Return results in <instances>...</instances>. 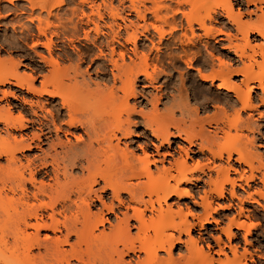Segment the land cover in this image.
Masks as SVG:
<instances>
[{
  "label": "bare ground",
  "instance_id": "bare-ground-1",
  "mask_svg": "<svg viewBox=\"0 0 264 264\" xmlns=\"http://www.w3.org/2000/svg\"><path fill=\"white\" fill-rule=\"evenodd\" d=\"M13 1L0 0V22L12 28L0 39V264H248L246 249L239 253L232 240L241 232L247 242L259 225L254 211L240 207L220 225L228 244L192 232L218 225L212 194L236 198L235 187L242 188L237 181L247 186L258 178L255 137L216 142L232 129L252 130L253 112L264 115V0H116V7L113 0H77L68 17L62 16L65 0ZM194 4L201 15L193 14ZM117 7L142 23H127ZM8 10L11 19L2 13ZM148 14L153 22L146 21ZM60 34L75 61L66 43L54 51ZM140 35L149 46L139 44ZM80 39L89 44L86 51L74 45ZM180 62L196 72L200 91L183 86L186 79L196 81L187 71L167 108L160 111L154 97L149 111L139 109L143 134L149 131L157 144L152 138L154 152L147 142L137 145V153L127 141L138 136L130 100L143 90L136 84L150 86L159 67L174 69ZM210 88L215 91L208 98ZM188 95L201 98L202 109L215 103L206 119L211 133L196 129L198 108H190ZM242 112L249 117L242 119ZM171 138L187 145L174 148ZM194 147L206 161L224 158L225 165L188 163ZM232 159L249 174L231 178ZM204 166L215 177L207 175L209 189L197 201L184 185L201 180ZM260 175L264 187V171ZM173 196L176 203L169 202ZM183 196L201 212L187 204L184 210ZM251 262L264 264V258Z\"/></svg>",
  "mask_w": 264,
  "mask_h": 264
},
{
  "label": "rangeland",
  "instance_id": "rangeland-1",
  "mask_svg": "<svg viewBox=\"0 0 264 264\" xmlns=\"http://www.w3.org/2000/svg\"><path fill=\"white\" fill-rule=\"evenodd\" d=\"M66 3H67V7H66V13H62V16L64 17H68L69 16V9L77 2V0H65ZM92 1H95V3H99L100 0H92ZM24 0H14L13 3L15 5H19L21 3H23ZM73 2V3H72ZM113 4L114 6L116 7L118 4V2L116 0H113ZM128 4V2L126 1V5ZM118 7H121L118 5ZM117 7V8H118ZM121 8H118L119 11H121V14L122 16H126V18L128 19L126 22L128 23V21H132L134 24L136 22H138V25L139 23H142V21L140 20H137V18L134 16V14H129L127 13L128 11H123V10H120ZM185 11L186 12H190L191 11V7L190 6H185L184 7ZM89 9L85 6L84 7V11L85 12H89L88 11ZM193 14L194 15H201L202 14V11L201 9L199 10L197 4H194V7H193ZM126 12V13H125ZM4 13V15H8V19H11L13 18V10H8L7 12H2ZM128 14V15H127ZM106 18V17H105ZM136 18V19H135ZM51 20H54V18H50ZM106 20H108V18H106ZM153 18L152 16H150L149 14L147 15L146 17V21L147 22H153ZM55 21V20H54ZM7 22V23H6ZM4 21V22H0V39H3V37H9L11 36L12 34V28H11V25L10 23L8 24V21ZM118 22L121 24V32L122 34H126L124 32V26L123 24L121 23L120 20H118ZM4 23V24H3ZM16 25V24H15ZM136 25V24H135ZM215 26H217V24H214ZM32 28L35 32V28L33 27L32 25ZM165 28V27H164ZM167 28V29H166ZM165 30H168V27H166ZM130 30V29H129ZM131 31V30H130ZM150 32H152V30H150ZM179 33V32H178ZM123 35V36H124ZM61 36V38H60ZM60 38V39H58ZM55 39H53L54 41V51L57 50V47L59 45H62L63 47H65V50L68 51V52H73L72 50L70 51L71 47L70 45L68 44L67 40L62 37V34L59 35V37ZM66 40L64 42H62L63 40ZM62 40V41H61ZM80 40H83V39H80ZM79 42H75L74 41V45H76L79 49H81L82 51H86L87 50V47H88V43L87 41L83 40V41H80ZM157 41L156 37L154 36V42ZM166 41V40H164ZM163 41V42H164ZM210 42H213L212 40H209ZM31 41L28 40L26 45H30L28 43H30ZM139 44H143L145 46H149L150 43L147 39H145L143 36L140 35L139 37V40H138ZM220 42V41H219ZM64 43L65 46H64ZM221 43V42H220ZM57 44V45H56ZM219 44V43H217ZM26 45H23L25 46L24 48L27 50V46ZM56 45V46H55ZM221 44H219L220 46ZM60 47V46H59ZM162 51L165 50V46H164V43L160 45ZM39 51H43V48H38ZM153 54L155 53V51H152ZM68 53V54H70ZM72 54V53H71ZM71 57L73 58V60L75 61L76 59V56L73 52V55H70ZM36 58V57H35ZM27 61V62H25ZM35 61V60H34ZM25 63L29 64V60H24ZM66 63H68L66 61ZM65 63V64H66ZM85 63H87V61L83 62L80 66V68H82V70L84 71V69H86L85 67H87V65H85ZM88 64V63H87ZM67 65V64H66ZM20 70H25L24 67H20ZM159 70H162V71H159ZM189 72L191 74H193V76L195 77L196 81H187L186 79V83L185 85H183L185 88L187 87H190L192 84V88L189 89V91L191 89H194L196 92H199L200 91V87H198V83H199V80H198V76L196 74L195 71L193 70H188L186 68V66L180 62L176 65V67L174 69L170 68V67H167V64L164 65V67H159L158 69V75L156 76L154 82L152 85H148L146 87H144L142 84V82L138 81L137 84H136V87L138 88L137 90L142 92L143 90V94L141 95L140 93L137 95V97L135 98L136 100H133L131 99L130 100V103H135L134 106L136 108V111L133 115H132V121H136L134 122L136 125L133 126L132 124V129L135 130V133L138 134L137 137H133L131 140H127V141H130L129 142V145L130 147H132V149L136 150L137 153H141L138 148H137V145H140V146H143L144 143H149V145L151 146L149 148V151H153V146L150 144V142L148 140L152 139L153 137L150 135V132L147 131L146 135L143 134V130H144V125L142 122H139L141 121V115L139 114V109L142 110L143 112H147L149 111V109L151 108V101L154 100V97H157L158 98V102H157V108L160 110V111H163L165 108L168 107V105H170V96L171 95H174L176 96L178 93H177V89L181 87V82H180V74H184L186 72ZM93 72L94 71H91L90 69V72L89 74L93 75ZM94 77V75H93ZM186 77H184L185 79ZM142 79V77H140V80ZM197 82V83H195ZM206 86H209L208 83L205 84ZM183 87V88H184ZM142 89V90H141ZM188 91V93L190 94V92ZM207 91V90H206ZM214 91L215 89L214 88H210V90H208L205 94H207V97L210 98V97H213L214 96ZM258 93L260 92L259 90L257 91ZM182 93H183V97H184V90L182 89ZM141 96V97H140ZM153 98V99H151ZM8 100L12 101L13 99L11 97H8ZM187 102L188 104L190 105V108H198L197 109V119L199 122L200 121H203L202 125L198 124L196 125L195 123V127L196 129H198V127L200 126H203V130L206 131V133L210 132V130H212L213 128L211 127V125L207 124L206 123V119L207 117H210L214 110H213V106L215 105V103L213 102H208V103H213L212 105H208L209 107H207V109H202L201 106L199 105L201 101V98L199 97H192V95H188V99H187ZM1 103H4V102H1ZM169 103V104H168ZM167 105V106H166ZM192 106V107H191ZM201 108V109H200ZM263 110V109H262ZM261 110V111H262ZM231 112V111H230ZM264 112V110H263ZM205 116V117H204ZM242 119H247L249 116H248V112H242ZM194 118V116H193ZM195 120V121H196ZM205 120V121H204ZM251 122L254 121L255 123L254 126H253V129L250 131L249 130H242V131H235V130H231L229 131L230 133V136H223L222 135V138L223 139H220L219 138V141L216 142V145H219V143L221 144V142L224 141L225 138H228L229 142H231L234 137L236 138H239V136L243 138V140L245 139L244 137L247 136L248 138H252V137H255V141H254V144H253V147L251 148V150L253 149V151L255 153H259L261 155L260 159L255 157L254 159V166L258 168L259 170H257L258 172H255L257 173L256 175L258 176V178H255V180L253 181H250L249 184L246 186L245 184H243V180L241 181H237L238 183L240 182L242 184V188L236 186L235 187V193H236V198H231L227 192H225L224 194V197L222 198H219V197H216L214 194L213 197L210 199V201L212 202V207L215 209L213 212H212V216L213 218L218 222V225L215 224L214 222H210L208 224H205L204 225V228L200 229L198 226H195V229L193 230V235L194 236H197V233H201L202 237L204 238H207L209 235H212L213 237H217V236H220L222 238V241H224L226 244L227 243V240L225 238V236L219 231V227H221L220 225H224L225 221L227 222L228 218H231L233 216V214L235 215L239 208H244L246 209V212L249 211V212H253L254 213H257L259 216H260V219L258 220V226L256 228H253L250 232V234L247 236V242L245 240H243V237H242V234L239 235L241 232H238V236L236 237V239H233L232 240V244H235L236 247H237V250L239 253H244V249H246V253H245V259L247 260L248 264H253L251 262V260L253 261H262V258H264V195H261L260 193L261 192H264V187H263V182L260 180V173L262 171H264V115L263 117L262 116H259L257 113L253 112L252 113V117H251ZM252 124V125H253ZM198 126V127H197ZM144 127V128H143ZM256 127V128H255ZM210 130H209V129ZM143 131V132H142ZM249 131V132H248ZM147 137V138H146ZM225 137V138H224ZM233 137V139H232ZM175 138V137H174ZM174 138H171V144H172V147H176V143L179 142L180 144L179 145H187V143H182L179 141L178 138L174 139ZM236 138V140H238ZM147 140V141H145ZM221 140V141H220ZM226 140V139H225ZM124 141V140H122ZM156 144H157V141L153 138V140ZM234 142V140H233ZM232 142V143H233ZM166 148H162L160 149L161 152H166L167 151V145L165 144ZM217 148V147H216ZM28 155H31L32 153H36L35 151L33 152H26ZM25 153V154H26ZM18 156H20V154H18ZM203 155H200L198 152H197V148H193L192 151H189V154H188V157L187 158V161L188 163H191L192 161L194 160H198L201 164L200 165H209V166H214L217 165V166H221L222 164L225 165V159H215L214 161H212L214 164H212L211 162H208L206 161V156H203ZM263 156V157H262ZM235 157V155H234ZM169 159V158H168ZM213 160V159H211ZM258 161V163H257ZM4 163V159L1 158L0 159V164H3ZM260 163V165H259ZM212 164V165H211ZM230 164L232 166V169L229 170V176L231 178H235L236 180L239 179V174H243L242 177L244 178V176L248 175L249 171H248V166L246 165H243V164H238L237 162H235L233 159L230 161ZM159 165V164H158ZM260 166V167H259ZM243 168V169H242ZM234 169V170H233ZM203 170L205 172H203V174L200 175V177H202L201 180H198L196 182H194V184H189V185H184L185 187L188 188V191L190 194H192V196L194 197L195 200L199 201V196L200 195H203V190L205 191H208V185L205 183L206 179H207V175L210 173L211 176L214 178L215 177V172L214 170H208V168H206L205 166L203 167ZM242 170V171H241ZM200 171H198L197 173H199ZM245 173V174H244ZM241 178V177H240ZM226 188L228 189L229 186L226 184L225 185ZM208 188V189H207ZM261 191V192H260ZM194 194V195H193ZM248 195H251L252 198H248ZM261 195V196H260ZM243 198V199H242ZM241 199V202H239L238 200ZM254 199V200H253ZM176 198L173 196V198H171L169 200V202H172V203H176ZM168 202V203H169ZM181 207L185 210V206L184 204H187L188 207H192L190 208V210L193 212V213H200L201 212V208L197 205H194L191 201H190V198L186 197V196H183L182 199H180L179 201ZM176 206V205H174ZM173 206V207H174ZM113 217H111L112 219ZM189 219H191V217H189ZM254 222H256L257 220L254 219L253 220ZM236 230H234L235 232ZM134 232V230H132V233ZM211 240V239H210ZM213 243V241H212ZM225 251L226 253H230L229 252V249L226 247L225 248ZM177 252V249L174 250V253ZM250 261V262H249Z\"/></svg>",
  "mask_w": 264,
  "mask_h": 264
}]
</instances>
